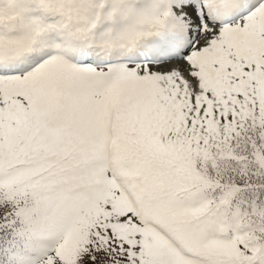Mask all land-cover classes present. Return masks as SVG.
<instances>
[{
    "label": "snow or ice",
    "instance_id": "1",
    "mask_svg": "<svg viewBox=\"0 0 264 264\" xmlns=\"http://www.w3.org/2000/svg\"><path fill=\"white\" fill-rule=\"evenodd\" d=\"M0 264H264V0H0Z\"/></svg>",
    "mask_w": 264,
    "mask_h": 264
}]
</instances>
